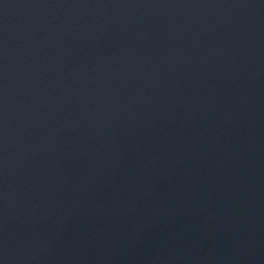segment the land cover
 Here are the masks:
<instances>
[{
    "label": "water",
    "instance_id": "water-1",
    "mask_svg": "<svg viewBox=\"0 0 264 264\" xmlns=\"http://www.w3.org/2000/svg\"><path fill=\"white\" fill-rule=\"evenodd\" d=\"M0 264H264V0H0Z\"/></svg>",
    "mask_w": 264,
    "mask_h": 264
}]
</instances>
